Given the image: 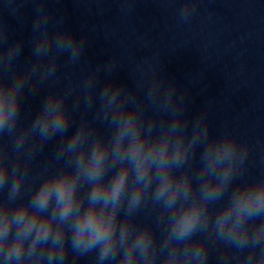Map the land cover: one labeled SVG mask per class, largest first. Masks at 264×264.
<instances>
[{
  "label": "clouds",
  "instance_id": "1",
  "mask_svg": "<svg viewBox=\"0 0 264 264\" xmlns=\"http://www.w3.org/2000/svg\"><path fill=\"white\" fill-rule=\"evenodd\" d=\"M29 3L25 40L4 15L22 22ZM49 3L0 2V264H264V159L251 175L249 142L227 125L213 134L211 100L191 114L159 53L133 59L131 88L115 55L58 87L61 57L80 66L90 40ZM198 3L180 0L177 22Z\"/></svg>",
  "mask_w": 264,
  "mask_h": 264
}]
</instances>
